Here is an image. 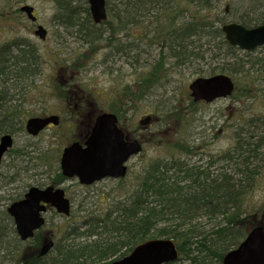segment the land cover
Returning <instances> with one entry per match:
<instances>
[{
    "label": "rangeland",
    "instance_id": "rangeland-1",
    "mask_svg": "<svg viewBox=\"0 0 264 264\" xmlns=\"http://www.w3.org/2000/svg\"><path fill=\"white\" fill-rule=\"evenodd\" d=\"M117 1L111 0L110 5L113 7ZM226 1L218 11L222 18H227L226 22H241V17L250 12V18L256 17L257 12L264 14V0ZM24 5L35 9L38 16L36 25L20 13ZM60 20L56 5L51 0H0V47L8 44L10 53L16 55L18 51L12 52L16 48L15 42L22 48L31 45L37 52L38 62L36 72L29 79L22 77L18 81H5L0 77V90L5 91L6 97L0 111L6 112L10 107V113L16 112L20 115L17 119L23 122L20 124L21 131L10 133L15 144L0 168V202L3 197L11 199V202L0 204V264H29L42 246L41 240L45 233L48 234L46 236H53L56 245H60L72 228L82 226L91 215L104 216L108 211H117L120 201L128 197L144 168L152 162L181 157L192 163L206 164L222 156L236 145L237 135H240L241 140L246 138L245 133L251 128L252 118L264 115V97L255 91L256 84L252 83L260 79L258 75L248 73L245 74L246 79L245 75L239 76L238 97L222 99L213 104L192 103L189 99L190 83L198 78L197 72L204 69L208 72L210 68V65L200 61L186 70L171 68L170 73L162 76L146 92L138 87V78H144L159 50L149 55L147 52L152 49L146 46V42L139 43L143 49V55L140 56L142 65L138 66L136 56H133L114 66L112 62L105 61L112 47L107 48L109 40L99 41L92 48L83 46L82 40L73 38L70 31L60 27V23H57ZM38 25L48 31L44 42L34 34ZM108 27L110 29L111 24L108 23ZM207 41L209 39L204 38L202 44L206 45ZM250 53H253L252 56L240 53V57L245 61L264 60V48ZM59 71L66 73V79L73 88L69 89L77 96H87L88 101L72 100L70 104H65L57 99L69 91L60 86L57 76ZM71 75H74V79H70ZM249 77L254 78L251 83L248 82ZM248 88L253 98L243 96ZM130 93H136L139 97L132 99ZM121 101L126 103L128 109L127 115L125 113L122 116L123 120H127V128L136 129L141 120L151 117V121L143 126L144 130L140 129L146 136L143 152L129 162L127 178L107 179L89 187L79 185L75 179L63 180L60 177L63 151L85 129L82 123L89 120L88 117L85 119L89 111L100 109L121 112ZM173 109H177L176 112ZM50 113L61 117L59 128H51L36 138L26 134L28 119ZM257 124L264 128L261 120ZM191 148L195 149L193 155L180 151ZM4 174L15 177L10 190L6 189L8 184H3ZM57 182L61 183L57 185ZM51 183L66 189L72 204L71 215L63 217L49 213L47 225L38 241L15 242L13 226L5 218V205L23 196L33 186L42 188ZM245 203L251 214L264 212V164L256 186L247 195ZM259 220H264V215Z\"/></svg>",
    "mask_w": 264,
    "mask_h": 264
},
{
    "label": "trees",
    "instance_id": "trees-1",
    "mask_svg": "<svg viewBox=\"0 0 264 264\" xmlns=\"http://www.w3.org/2000/svg\"><path fill=\"white\" fill-rule=\"evenodd\" d=\"M51 1L61 19L60 27L82 40L83 46L92 48L99 41L109 40L107 48L112 44L121 47L120 41L117 43L118 39L113 37L118 26L119 32L128 34L127 42H146L152 49L147 52L149 55L159 50L144 78H138V87L146 92L170 70H186L201 61L210 68L208 72L201 69L197 77L230 76L236 84L234 98L238 97L240 75H258L260 79L252 83L256 84L255 91L264 97V60L245 61L240 53L247 56L253 53L229 45L221 30L231 23L218 14L226 0H119L113 7L110 0V19L102 29L93 26L87 0ZM248 15L238 22L247 28L259 26L264 19V14L259 12L254 18ZM140 22L144 24L141 38L136 29ZM204 38L209 39L208 47L207 43L202 44ZM15 45L12 52L18 51L16 55L10 53L8 44L0 47V77L5 81L29 79L38 67L33 46L22 48L16 42ZM132 52L138 53L129 51L130 59ZM253 79L249 77L248 82ZM0 92L3 104L5 91ZM243 96L253 98L252 91L248 88ZM138 97L130 93V98ZM10 111V107L6 112L0 111V136L22 130L23 122L17 119L20 115ZM260 116L250 120L249 130H252L246 131L244 140L237 135L236 145L209 163L173 157L148 164L128 197L120 201L117 211H108L104 216L91 215L82 226L72 228L65 241L56 245L48 256L39 258L37 254L29 264H107L154 239H171L176 243L180 259L173 264H222L224 256L250 231L264 225V220H259L264 212L251 214L245 203L264 164V128L257 124L259 120L264 124V115ZM180 151L195 154L194 148ZM13 234L15 242L22 244L14 228Z\"/></svg>",
    "mask_w": 264,
    "mask_h": 264
},
{
    "label": "water",
    "instance_id": "water-1",
    "mask_svg": "<svg viewBox=\"0 0 264 264\" xmlns=\"http://www.w3.org/2000/svg\"><path fill=\"white\" fill-rule=\"evenodd\" d=\"M106 1L88 0L96 24L107 19ZM21 11L26 13L31 21H37L33 7L24 6ZM222 32L231 46L243 51L251 52L264 47V21L261 26L252 29L236 23L227 24L222 27ZM35 35L45 40L47 31L39 26ZM189 89L195 102L212 103L231 97L235 91V83L227 75H216L196 79L190 84ZM149 122L150 118L142 124L147 125ZM50 123L57 125L59 118L56 116L32 118L27 123V132L37 136ZM116 124V116L112 114L98 117L85 148L76 143L65 150L61 160L63 175L68 178L77 177L84 185H92L105 178H124L127 174L126 162L132 156L140 154L142 146L137 142H124ZM12 146L13 139L10 135L2 137L0 162ZM45 205L55 208L66 217L71 214V203L66 198L65 191L53 187L31 188L22 201L8 208L21 240L28 241L34 238L36 231L45 225V219L42 217L46 212ZM53 247L52 240L46 241L40 250V257L46 256ZM179 258V251L173 240L155 239L138 245L130 255L108 264H171L177 262ZM222 264H264V225L255 227L236 248L227 253Z\"/></svg>",
    "mask_w": 264,
    "mask_h": 264
},
{
    "label": "flooded vegetation",
    "instance_id": "flooded-vegetation-1",
    "mask_svg": "<svg viewBox=\"0 0 264 264\" xmlns=\"http://www.w3.org/2000/svg\"><path fill=\"white\" fill-rule=\"evenodd\" d=\"M108 19H110V16H109ZM57 23H60V22L57 21ZM93 26L96 27V28H99V29H102V28H106L107 27V25H105V23H103L101 25H96V24L93 23ZM138 27H140L138 29V35L141 36L143 34V32H144V24H143V22H140V24L138 25ZM116 28L117 29H116V32L114 33L113 37L114 38H117L118 39L117 43L120 41L119 46H121V45L122 46L121 47H114V44H112V47L109 49L110 51H108V53H107V58H106L105 61H110L115 66L119 61H121L123 59L124 60H127V55L129 53V51H137L138 53L136 55L133 52L130 53L131 54V58H133V56H136V64L138 66L139 65H142L140 56H141V54L143 55V53H142L143 52V49L140 47L141 44H139L138 42H136V43H134V42H127L126 40H127V35L128 34L126 32H124L123 30H122V32H119L120 27L116 26ZM117 39H115V42H116ZM57 76H58L59 82L61 84L63 83L62 84L63 85L62 86L63 89H69V87H70V89H73L69 85L68 80L66 79L67 76H66V73L65 72L59 71ZM70 79H74V75H71V78ZM70 89H69V91H67V94H64L63 96L57 97V99L62 100V102H64L65 104H70L72 102V100H77L78 102H81L82 101L84 103L86 101H88L87 100L88 99L87 96H84V95L77 96ZM74 89H75V87H74ZM120 105H121V107H120V111L121 112H117V111H114V110L104 111V110H100V109L99 110L97 109L95 112L94 111H89V113L85 117V119H87V117H88L89 120H87L86 122L82 123L83 125H85V129L83 131H81L79 133V135H77L75 137V139L71 143L67 144L66 148H68V147H70V146H72V145H74L76 143H78L80 146H82L84 148L86 142L88 141L89 137L91 136V134L93 132L94 127L96 126L98 117L101 114L105 113V112L114 114L116 116V118H117V124H116V126H117L118 130L121 132L124 142H126V143L137 142V143L141 144L142 147L144 148V143H145L146 136H145L144 131H141L140 130L141 128L144 130L142 121H140L139 127L136 128V129L131 130V129L127 128L126 127L127 120L125 118L123 120V117L122 116L125 113L127 115L128 109H127L126 103L124 101H121V104ZM75 114L77 115V113H75ZM53 115H56V114H53V113L45 114L44 117L53 116ZM57 116H59V115H57ZM59 118H60V122L58 123V125H54L53 123L49 124L48 127L44 131H42L38 136H40L43 132H45L47 130H50L51 128H59L61 126V117L59 116ZM25 132L28 135L27 130H26V127H25ZM38 136H35V138L38 137ZM1 138H2V136L0 137V142H1ZM13 147L14 146H12L11 148H9L8 151H6V153L3 155L2 160L0 162V168L4 164V161L7 158V156L10 155ZM135 157H137V156H132L130 158V161L132 159H134ZM128 164H129V162H128ZM62 177H63V175H62ZM14 179H15V177H11V175L10 176H6V174H4L3 184L4 185H7L8 184V187H6L7 190H10L11 189V185L13 183H15V180ZM62 179L63 180H67L65 177H63ZM108 180H113V179H108ZM61 182H57L56 184L59 185ZM57 185H55L54 183H51V184H49V185H47L45 187H42V188L41 187H37V186H33V187H36V188H39V189H45V188L50 187V186L51 187H54V189H56V188H62V187L57 186ZM33 187H31V188H33ZM63 189L66 191L65 188H63ZM27 192H25L23 194V196L20 197V199L15 200L12 203H9V205L8 204L5 205V207H6V210H5V218L8 221L11 222V225L13 226L14 231H15L17 237H18L17 239L20 240L22 243H26V242L22 241L19 238V236L17 234V231H16V226H15L14 219L9 215L8 208L12 204L23 200L25 198V195L27 194ZM2 199L3 200H1L0 204L11 202V199H6V197L5 198L3 197ZM49 213H54V214H56L58 216H62L54 208H52L51 206H46V212H44L42 214V216H44V218L46 220V225H47V222H48L47 221V216H48ZM43 229H44V227L41 230H39V231L36 232L35 237L31 240L33 243H34V241L36 242V241H38L40 239V234L43 233L42 232ZM46 235H48V234L45 233L44 234V237H42V240H41L42 246L46 243V241L52 239V237H53V236H46ZM31 241H27V242H31ZM39 251H40V249H39ZM39 251H38V253H39Z\"/></svg>",
    "mask_w": 264,
    "mask_h": 264
}]
</instances>
